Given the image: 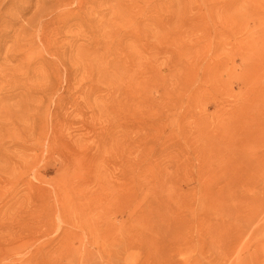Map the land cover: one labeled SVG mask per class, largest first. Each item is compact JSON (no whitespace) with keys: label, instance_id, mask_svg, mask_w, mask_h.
<instances>
[{"label":"rangeland","instance_id":"obj_1","mask_svg":"<svg viewBox=\"0 0 264 264\" xmlns=\"http://www.w3.org/2000/svg\"><path fill=\"white\" fill-rule=\"evenodd\" d=\"M0 264H264V0H0Z\"/></svg>","mask_w":264,"mask_h":264}]
</instances>
